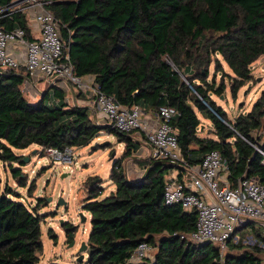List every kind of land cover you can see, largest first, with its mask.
<instances>
[{"label":"trees","instance_id":"obj_1","mask_svg":"<svg viewBox=\"0 0 264 264\" xmlns=\"http://www.w3.org/2000/svg\"><path fill=\"white\" fill-rule=\"evenodd\" d=\"M16 1L0 0V9ZM45 1H50L44 8L58 22L76 76L92 77L101 92L122 106L155 113L162 106L174 108L179 113L172 121L177 144L191 165L217 151L231 187L242 178L264 183L262 156L256 150L264 151V91L246 115L229 121L212 99L223 95L225 84L215 83L216 74L208 81L212 59L219 66L218 56L233 74L228 76L233 99L252 80L250 66L264 56V0ZM25 7L1 13L0 27L23 29L25 39L34 41ZM25 73L20 69L0 74V171L9 165L20 187H26L22 173L12 165L24 162L15 151L37 146L64 153L87 146L100 132L113 134L125 146L110 170L113 191L98 200V178L86 181V264H131V254L141 242L153 251L151 259L140 264H264V235L254 223L236 229L234 236L250 227L263 248L229 241L221 256L217 245L180 240L179 235L195 230L197 215L163 203L167 176L176 167L134 158L145 174L139 182H130L122 160L135 156L140 143L131 134L96 125L90 110L70 106L58 87L43 94L30 89L25 95ZM28 95L37 101L30 102ZM198 114L210 122L213 137L199 135ZM178 170L180 178L183 172ZM34 188L33 181L29 193ZM19 199L10 188H2L0 176V264H39L42 215Z\"/></svg>","mask_w":264,"mask_h":264},{"label":"built area","instance_id":"obj_2","mask_svg":"<svg viewBox=\"0 0 264 264\" xmlns=\"http://www.w3.org/2000/svg\"><path fill=\"white\" fill-rule=\"evenodd\" d=\"M48 3L50 1L23 0L0 9L1 14L26 5L24 10L35 22L39 32L38 39L27 41L23 29L5 31L0 27V74L7 71L17 73L24 69L28 75L24 81L25 88L36 89L38 78L60 89L73 87L86 94L94 115L103 120L104 126L119 133L138 132L143 135L150 148L149 160L176 167L166 179L164 205H180L184 211L196 212L195 230L179 235L180 240L217 245L222 256L229 241L238 243L239 238L234 236L236 229L250 223L264 228V183L242 178L235 187H231L226 166L217 151L205 154L198 165H191L182 157L177 144V133L172 121L179 113L174 108L160 107L156 113V123L152 128H147L142 121L145 112L142 108L122 106L101 92L92 77L76 76L68 55L64 53L58 22L44 8ZM256 150L261 154L264 166V151L260 148ZM68 151L60 153L47 149L46 153L53 162L64 164L72 161L70 158L65 159ZM178 169L187 176V180L178 177ZM218 181L222 183L221 187ZM248 241L253 243L252 240ZM254 242L263 248L256 240ZM152 251L146 242H141L131 254L129 262L143 263L151 259Z\"/></svg>","mask_w":264,"mask_h":264},{"label":"rangeland","instance_id":"obj_3","mask_svg":"<svg viewBox=\"0 0 264 264\" xmlns=\"http://www.w3.org/2000/svg\"><path fill=\"white\" fill-rule=\"evenodd\" d=\"M217 58L219 59V66L216 68L215 60L212 59L208 81L211 80L213 74H216L215 83L219 84L223 81L225 91L222 96H212V99L224 110L227 119L234 121L238 115H246L264 91V56L251 64L252 80L238 91L235 99L230 94V79L228 77L233 76V74L221 57L218 56ZM215 69L220 71L216 73ZM29 89L31 88L23 87L22 91L26 95ZM27 99L30 102L35 100L29 95ZM198 118L203 126L202 136H212L210 122L200 114H198ZM141 136L140 133L135 132L131 133L130 137L134 141L138 140L142 143L144 139ZM255 136L256 133L253 134V137ZM124 149V144L119 143L113 134L103 132L87 146L74 148L65 153V159L70 158L72 161L64 164L53 162L46 151L37 146L15 151L17 155L23 157L24 163L23 166L13 164L12 168L20 169L21 180H24L26 185L24 188L20 187L18 180L13 177L9 165H5L4 168L1 167L2 188L5 186L10 188L20 197L19 200L23 204L29 208H38V212L42 215V253L39 264H86V252L82 262H77L80 244L82 242L86 244L90 232V217L82 210V202L86 195L84 192L86 181L95 177L100 179L99 187L102 188V194L98 200L104 199L114 189L109 180L110 170L113 163L122 158ZM26 160L28 161L26 162ZM133 162L131 158L123 159V168L128 169ZM33 181L35 188L33 192L29 193L28 188ZM221 184L220 182L219 187ZM11 198L18 200L13 195ZM59 201H62L63 205H57ZM80 213L85 217L84 222L81 221ZM256 227L258 228V226ZM251 229L247 227L236 234L243 245L252 246L256 244L254 242L256 240L255 233L251 232ZM67 230L72 240L68 236H64V231ZM259 231L264 235V228H260ZM248 239L252 240L253 243H250ZM262 259L264 263V255Z\"/></svg>","mask_w":264,"mask_h":264},{"label":"crops","instance_id":"obj_4","mask_svg":"<svg viewBox=\"0 0 264 264\" xmlns=\"http://www.w3.org/2000/svg\"><path fill=\"white\" fill-rule=\"evenodd\" d=\"M24 6H26V5H24ZM27 7H30V5H28ZM31 11H32V9H31ZM29 26H30L31 31H32V38L35 40L38 39L39 32L37 30V26H36L35 22L31 18L29 20ZM85 77L87 78L89 76H85ZM36 87H37L36 89L38 90V92L40 94H43V93H45V91L52 93L53 92L52 89L54 86H52L50 83H48L46 81H43L41 78H38L37 83H36ZM61 90L64 92L65 102H67L70 106L87 107L90 110V112L92 113L93 120H94L95 124L97 122L98 124H96V125L104 126L103 120L98 119L94 115V112L92 111V109L90 107L91 102L89 103V100H86V97L84 95L77 94L73 87H70L68 89H61ZM51 99H52V97H51ZM35 101H37V99H35L34 102ZM142 117H143L142 121L147 128H152L153 125L156 123V120H157L155 112H144ZM202 128H203V126H201V128L199 129V135L201 137H204L201 134ZM208 137H211V136H208ZM135 141H138V140H135ZM138 142L140 143V141H138ZM149 155H150V148L147 145V143L143 140L142 143H140V149L136 155L137 157L133 156V157H131V160H133L135 158V160H137L139 162H145V161L149 160ZM139 165L140 164H136L135 162H133V163H131V167H129L128 169H124L125 173H127L126 175H127V178L130 182H134V183L139 182L141 180V178L143 177V175L145 174V170ZM221 173L223 174V172H221ZM180 178L181 179L183 178V180H187V176L183 175V174Z\"/></svg>","mask_w":264,"mask_h":264},{"label":"water","instance_id":"obj_5","mask_svg":"<svg viewBox=\"0 0 264 264\" xmlns=\"http://www.w3.org/2000/svg\"><path fill=\"white\" fill-rule=\"evenodd\" d=\"M20 1H23V0H18V1H16V2H14V3H17V2H20ZM28 160H26V162H27ZM96 184H99V183H101V180L100 179H98L96 182H95ZM93 184V183H92ZM57 205H63V202L62 201H59L58 202V204ZM80 217H81V221H85V217L83 216V214L82 213H80ZM247 226V225H246ZM245 226V227H246ZM73 245V244H72ZM87 245L84 243V242H82L81 244H80V247H79V251H78V253H79V256L77 257V262H82V260L84 259V253L85 252H87Z\"/></svg>","mask_w":264,"mask_h":264},{"label":"flooded vegetation","instance_id":"obj_6","mask_svg":"<svg viewBox=\"0 0 264 264\" xmlns=\"http://www.w3.org/2000/svg\"><path fill=\"white\" fill-rule=\"evenodd\" d=\"M68 230H70V229H68ZM68 230L67 231H64V236H71L69 233H68ZM73 235V234H72Z\"/></svg>","mask_w":264,"mask_h":264}]
</instances>
